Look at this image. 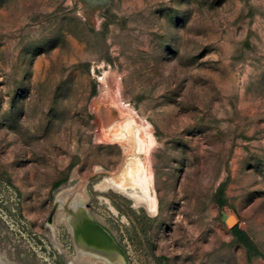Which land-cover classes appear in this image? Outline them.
I'll return each mask as SVG.
<instances>
[{
  "label": "rangeland",
  "instance_id": "rangeland-1",
  "mask_svg": "<svg viewBox=\"0 0 264 264\" xmlns=\"http://www.w3.org/2000/svg\"><path fill=\"white\" fill-rule=\"evenodd\" d=\"M123 106L155 213L97 188L131 157ZM80 183L125 264H264V0H0V264L76 258L57 197Z\"/></svg>",
  "mask_w": 264,
  "mask_h": 264
},
{
  "label": "bare ground",
  "instance_id": "bare-ground-1",
  "mask_svg": "<svg viewBox=\"0 0 264 264\" xmlns=\"http://www.w3.org/2000/svg\"><path fill=\"white\" fill-rule=\"evenodd\" d=\"M103 98L105 96L102 95ZM150 133L148 124L141 121L133 110L127 106L119 108V121L108 129L106 134L120 138L122 146L126 147L131 157L123 165L119 179L108 177L99 183L97 188L102 191L113 189L124 193L136 206L144 207L149 213H155L157 202L152 194V176L142 157L139 156L148 154L152 148L153 140ZM85 200L84 183L63 190L57 197V205L67 211L63 220L70 226L76 246L77 256L70 260V264H125L123 250L116 246L112 237L94 222L88 219L82 220L84 213L81 206ZM55 245L58 251H61L58 243Z\"/></svg>",
  "mask_w": 264,
  "mask_h": 264
},
{
  "label": "trees",
  "instance_id": "trees-1",
  "mask_svg": "<svg viewBox=\"0 0 264 264\" xmlns=\"http://www.w3.org/2000/svg\"><path fill=\"white\" fill-rule=\"evenodd\" d=\"M233 235L240 243H242L245 246L250 260H252L255 257L262 256L260 250L254 244L251 238L247 235V233L242 231L239 227L233 228Z\"/></svg>",
  "mask_w": 264,
  "mask_h": 264
},
{
  "label": "water",
  "instance_id": "water-1",
  "mask_svg": "<svg viewBox=\"0 0 264 264\" xmlns=\"http://www.w3.org/2000/svg\"><path fill=\"white\" fill-rule=\"evenodd\" d=\"M82 220H86L85 218L84 219H82ZM82 220H81V222H82ZM92 222V221H91ZM96 224V223H95ZM98 225V224H97Z\"/></svg>",
  "mask_w": 264,
  "mask_h": 264
}]
</instances>
